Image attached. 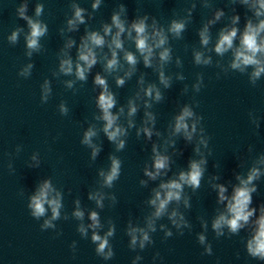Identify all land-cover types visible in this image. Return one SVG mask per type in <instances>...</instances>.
Here are the masks:
<instances>
[{"label": "clouds", "instance_id": "obj_1", "mask_svg": "<svg viewBox=\"0 0 264 264\" xmlns=\"http://www.w3.org/2000/svg\"><path fill=\"white\" fill-rule=\"evenodd\" d=\"M243 4H248L249 0H241ZM102 0H94L92 4L93 10L99 9ZM71 7L74 10V15L71 19L67 21L69 31H77L78 25L85 24L84 12L85 10L76 3H73ZM195 8V4L192 5ZM255 9V15L257 17L264 16V0H255V2L250 6ZM26 5H22L18 9V14L22 19H25L30 28V34L26 37L27 48L29 52L27 53L31 56L33 51H39L41 48L40 38L45 36L47 33V26L40 22L39 20H32L25 15ZM120 11L114 12L111 15V24L103 25V35L98 31H87L86 35L81 38V43L78 47V58L75 63V77L79 81L86 82L88 79V73L92 68L98 63V56L96 49H103L107 44V47L111 53V58L107 55L103 57L105 60L104 71L111 74L118 71L123 67L120 64L118 58V50L124 52V60L129 65V69L124 72V75L117 76L115 83L117 87H123L126 80L131 79L132 75L136 71V65L138 63L137 56L131 52L124 50L122 34L127 31V36L129 39L134 40L136 51L143 58V64L145 68H153V59L155 57V50H160L158 53L159 64L155 67V71L158 73L159 83L164 86L165 89L171 87L172 78L166 76L164 72V65L168 64L172 60V48L169 45V33L173 38L179 40L182 39V34L186 30L187 20L173 19L170 21L167 29L160 26L158 21L153 17L151 24V31H149V25L147 23L149 17L144 15L143 17H138L134 19L131 23L130 28L126 29L125 21L121 19V12H126V7L124 4L119 5ZM43 12V5L38 4L36 7V15L40 16ZM191 13L189 12V16ZM224 15L222 10H217L213 19H210L204 27L199 30V38L202 46L207 47L210 43L211 36L209 33V25L214 24L216 21ZM240 20L239 15L232 17V24H238ZM113 27L116 29L115 34L111 35L110 42L105 40V36L112 33ZM237 27L223 28L219 32V38L214 46V51L218 56H224L229 50L233 51V59L230 62V68L232 70L239 71L241 73L245 72L248 67H252L254 70L251 72L250 80L253 84L264 74V19L259 20L258 24H253L249 20L244 28L243 33L240 35L239 46H234V40L237 38L238 33ZM18 32L14 31L9 39L15 42L18 37ZM133 32L135 35L133 36ZM75 45V41L69 39L65 44V48L70 49ZM194 63L196 65L208 66L212 63L211 57H205L202 52H194ZM180 60L177 59V65L180 66ZM32 65L29 64L20 75L27 76L30 75V69ZM59 70L65 75L73 74V61L71 57L66 59H61L59 64ZM219 76V74H217ZM177 79L183 80L182 75H178ZM198 83L194 85L197 92L200 91L201 85L203 83V76L198 77ZM95 86H98L100 92L96 99V106L99 109L101 115L94 117L97 120L103 121L102 131L106 135L109 142H112L116 146L117 151H122L126 147V140L121 139V137H126L128 135L127 129L121 126L118 121L120 115L124 113V108L121 107L117 113L113 112L116 107L117 100L115 94L109 89L107 79L97 73L93 81ZM140 84L144 83L143 77H141ZM74 81H68L67 86L72 88ZM153 93L155 95L153 96ZM51 94V87L48 81H45L42 86L41 102L46 103ZM144 95L150 99H154L156 102H160L164 99L163 93L156 87L155 84H149L144 89ZM197 106H198V102ZM146 107H151V104L147 101L145 102ZM60 113L62 115H67L69 109L66 107L65 103H61L59 106ZM138 111V106L134 100L129 99L128 101V117H133ZM145 116L147 119L144 121L145 124H151L152 127H142L137 130V136L141 133L144 134L149 140L153 136V128L155 127V116L151 112H146ZM195 116L193 110L189 106H184L180 113L174 118V127L172 129V135L183 133L186 140L191 141L193 134L197 131L196 122L202 118H196L191 124V127L187 123L189 118ZM134 127V122L129 119L128 128ZM258 127V124H257ZM159 135V133H156ZM97 136V131L94 126L89 127L83 134L82 144L87 145L92 149L91 157L94 160L100 153V146L93 143V138ZM174 143V142H172ZM201 143L207 146L206 141L203 139ZM199 152V148L195 149ZM152 165L150 170L149 166H145L143 169V174L149 180L155 181L159 176L166 174L165 171L169 169L170 157L167 155H162L156 145L152 146ZM35 159V157H33ZM111 164L107 171L101 170L99 176L102 178V187L112 188L117 180H119L121 175L122 161L115 155L109 157ZM206 159L202 158L200 160H191L189 162V167L187 171H180L178 178L170 179L167 182H161L158 188L152 190L153 195L147 201L148 204L154 208L149 216L145 218L146 227L133 226L129 222L126 234L130 237L129 248L135 250L137 246L143 250L146 245L152 244L153 240L150 233L156 231V220L168 214V207L173 201L179 203L182 199V193L184 191V186L190 187L193 191L200 188L201 180L205 172V168L202 165H206ZM261 163H264V157L261 158ZM37 167L39 164L37 163ZM261 175L260 170L253 167L248 175L247 179H242L237 176L239 180V186L234 187L233 194L229 198L225 195L227 188L223 184L214 185L218 189V202H227L226 211L219 213L212 220V230L215 232L217 237L224 235L223 229L227 227L231 234H238L240 229H242L249 222V218L254 215L256 209L251 208L252 204V193L257 191L256 186L253 181L258 179ZM218 178V177H217ZM141 185H146V180H140ZM249 185H252L249 187ZM90 200L95 201L97 208L102 209L104 207L105 194L101 191H95L89 194ZM113 202L117 201V197L113 195L111 197ZM63 196L61 192L57 191L50 180L45 179L38 187V190L34 195L30 197V203L28 208L30 209V215L39 220L45 217L47 209L51 210V217L45 219L43 224L40 225L41 230H46L48 228H55L53 221L61 218V209L63 207ZM190 197L184 198V206L190 208ZM47 206V208H46ZM76 219L83 220L84 212L80 209L79 201H76V210L72 214ZM66 218V217H65ZM90 224L85 227L81 224L78 227L82 237L88 236V230H92L91 241L96 245L95 253L97 256L102 257L105 261L111 260L115 253L113 246L110 243V238L114 237L116 227L114 224H109L108 230L104 235L98 233V229L102 228L103 225L100 222V216L97 211H91L89 214ZM168 219L171 224L176 229H183L190 227L189 222L185 219V216L177 210H173L168 214ZM256 227L254 229V234L251 239L247 241V253L254 259L264 261V205L260 207V216L255 222ZM161 229H165L164 225L160 226ZM202 227L206 228L207 223L204 222ZM59 234V233H58ZM183 235L181 231L179 233ZM173 233L170 230L165 229V237H171ZM198 242L201 245H205L204 254L212 255V246L206 243V237L203 234H198ZM73 251H75V242L71 246ZM159 256V253L153 257V260ZM142 259L140 256H136L131 264H137V261Z\"/></svg>", "mask_w": 264, "mask_h": 264}]
</instances>
